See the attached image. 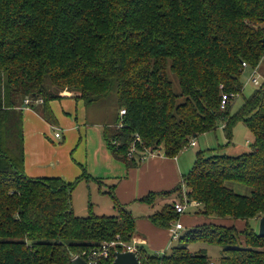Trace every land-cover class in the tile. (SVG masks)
<instances>
[{
  "label": "trees",
  "instance_id": "trees-1",
  "mask_svg": "<svg viewBox=\"0 0 264 264\" xmlns=\"http://www.w3.org/2000/svg\"><path fill=\"white\" fill-rule=\"evenodd\" d=\"M263 59L264 0H0V264H71V256L86 259L85 251L117 235L133 238L135 217L118 203L113 185L108 194L117 214L97 215L89 203L87 215L78 216L72 189L98 179L84 169L71 182L31 177L23 165L24 106L56 124L49 103L71 95L89 122L88 107L111 94L115 119L102 125L103 138L127 168L138 166L145 151L175 157L218 123L227 143L238 121L253 139L237 155L196 152L172 189L139 199L174 194L148 215L157 227L178 220L176 201L195 202L187 208L204 218L184 221L177 244L162 253L139 245L140 263L264 264V237L250 222L264 215V80L231 112L243 70L259 77ZM222 94L231 96L224 107ZM218 217L232 223L213 222ZM192 243L204 247L190 249ZM206 245L219 247L217 258Z\"/></svg>",
  "mask_w": 264,
  "mask_h": 264
},
{
  "label": "crops",
  "instance_id": "crops-1",
  "mask_svg": "<svg viewBox=\"0 0 264 264\" xmlns=\"http://www.w3.org/2000/svg\"><path fill=\"white\" fill-rule=\"evenodd\" d=\"M49 104L56 124H51L38 114L33 109L35 106L22 108L25 173L31 177L58 176L71 182L84 169L91 178L100 181H81L97 197L108 194L110 186L113 185V193L118 203L135 217L133 237L140 238L143 248L148 252L166 251L172 246L169 230L157 227L149 221L147 217L154 210L147 215L134 214L133 205L149 192L172 189L181 181L185 171L191 168V161L182 160L178 155L168 157L155 151L143 156L138 166L127 168L106 147L102 133L103 124L91 120L87 122L88 115L81 100L70 95L52 100ZM56 131L60 132L58 138L54 136ZM192 222L186 220V223Z\"/></svg>",
  "mask_w": 264,
  "mask_h": 264
},
{
  "label": "rangeland",
  "instance_id": "rangeland-1",
  "mask_svg": "<svg viewBox=\"0 0 264 264\" xmlns=\"http://www.w3.org/2000/svg\"><path fill=\"white\" fill-rule=\"evenodd\" d=\"M243 65V63H242ZM246 66V65H243ZM256 71V70H255ZM250 73L249 69H244L242 75L240 77L242 83V93L232 97V105L231 112H234L243 102L244 98L248 97V95L253 91L254 87L259 86L264 80V59L259 63L257 67V75L256 80H252V77L248 74ZM255 74V73H254ZM248 76V77H247ZM233 94V93H231ZM236 95V94H233ZM100 103H93L88 107L89 116L91 121L95 123L101 122L103 125L111 124L115 119V97L111 94L110 97L102 99L99 101ZM92 124V123H90ZM94 127V126H93ZM62 131V130H61ZM56 138V137H55ZM192 140L195 141V145H188L187 147L180 150L177 154L180 159L190 160L191 164L189 168L192 166L196 152H202L205 156L214 155V154H226V155H237L242 152H247L250 150V144L252 143V136L248 128L244 123L238 121L231 132V139L227 143V138L225 135V131L222 130L221 123L217 124V127L214 130L206 131L200 133L198 136L193 137ZM134 151L132 153L134 154ZM162 151V150H161ZM188 171V170H187ZM185 171V173L187 172ZM81 182V181H80ZM231 186L242 194H248L249 189L244 187H237L235 184H231ZM109 190V189H108ZM174 198V194L168 195H159L156 196L155 200L152 203H146L143 201H138L133 205V213L139 215H147L152 210H158L165 202H170ZM71 206L73 208L74 214L78 216H86L88 213V204L92 203V211L97 215H115L117 214V209L112 206V200L109 194L99 195L95 192H90L87 185L83 182L76 184V186L71 191ZM129 208V207H128ZM130 209V208H129ZM185 215H179L178 220L181 222L186 221L188 218L190 221H193L192 224H196L201 222L204 218L199 216L198 213H194V211L189 208H186L184 211ZM221 218H213V222L216 223H224L231 224L232 221ZM252 226H254L255 231H258V223L259 219H252ZM243 225L242 221H236L237 228H241ZM169 227H167L168 229ZM171 239L169 238V241ZM177 241H171V245H176ZM190 249H196L199 247H204L202 243H192L188 245ZM208 247V254L211 258L215 259L220 254V250L218 246L214 245H206ZM168 250V249H167Z\"/></svg>",
  "mask_w": 264,
  "mask_h": 264
},
{
  "label": "built area",
  "instance_id": "built-area-1",
  "mask_svg": "<svg viewBox=\"0 0 264 264\" xmlns=\"http://www.w3.org/2000/svg\"><path fill=\"white\" fill-rule=\"evenodd\" d=\"M243 65H245V62H243ZM254 73V71H253ZM252 80H256V77H254V74L251 75ZM230 94H222L221 95V99H220V105L221 107H224L225 104L228 102L229 98H230ZM32 101V99L30 98H26L24 100V103H30ZM36 102H40L41 100H34ZM120 114H124V109L120 110ZM54 136L56 138L60 137V132L56 131L54 133ZM190 145H195V141L194 140H190L189 142ZM135 148H132L130 151V154L132 153V151ZM144 154H152V152H144L142 155ZM142 159V156H141ZM195 204V202H188L186 200H183V202L180 201H176L173 206L176 212L183 214L184 211L186 210L187 207H189L190 205ZM184 225L181 221L176 220L174 221L168 228L169 230V236L170 239L172 241L177 240L179 235H180V231L183 229ZM142 244V241L140 238L137 237H133L130 241H123L121 240L118 235L113 239L110 240L108 242L104 241L102 242L99 246H97L96 248H92L89 249L87 251H85L83 254L86 256V261L88 262H94L95 264H97L98 261L101 260H107V259H113V253L114 251H132L136 256H138L139 253V245ZM84 259V258H83ZM207 264H216L215 261L213 260H209Z\"/></svg>",
  "mask_w": 264,
  "mask_h": 264
},
{
  "label": "water",
  "instance_id": "water-1",
  "mask_svg": "<svg viewBox=\"0 0 264 264\" xmlns=\"http://www.w3.org/2000/svg\"><path fill=\"white\" fill-rule=\"evenodd\" d=\"M258 235L264 237V215L259 218ZM113 259L109 264H141L138 257L132 251H114ZM71 264H95L88 262L81 256L73 255L70 258Z\"/></svg>",
  "mask_w": 264,
  "mask_h": 264
}]
</instances>
